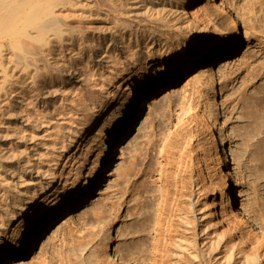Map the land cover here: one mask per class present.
Listing matches in <instances>:
<instances>
[{
    "label": "rangeland",
    "instance_id": "obj_1",
    "mask_svg": "<svg viewBox=\"0 0 264 264\" xmlns=\"http://www.w3.org/2000/svg\"><path fill=\"white\" fill-rule=\"evenodd\" d=\"M70 1L99 6L92 8V13L89 10L91 14L85 11L84 18L80 9L63 6L69 9L66 21L74 30L92 35L119 21L134 33L149 27L162 43L152 49L145 45L132 59L109 60L96 78L85 61L64 66L56 82L70 90L67 99L57 106L47 133H40L45 138L36 135L22 144L27 148L40 142L36 159L45 165L61 154L70 131L76 130L74 146L66 152L69 161L59 165L64 176L49 190L41 191L30 176L21 177L10 169V160L1 155L4 172L0 171V186L9 198L19 200L17 204H24L20 202L24 197L31 200L27 209L35 208L58 186L60 197L66 199L65 195L77 188L78 180V188H82L96 175L93 189L75 206L66 202L60 216L36 241L23 244L18 255L0 264H44L51 258L57 261L60 252L68 255L71 251L72 262L80 256L85 264H97L95 259L101 255L106 258L104 264H152V220L167 184V175L155 167L157 154L178 158L181 163L170 177L178 186L173 185L169 200L185 208L192 220L191 202L197 209L204 207L218 223L223 220L222 210L237 217L244 223L243 241L240 235L230 241L233 228L226 222L219 223V231L244 247L252 262L258 256L264 264V0H171L175 6L168 10H162L161 1H154L152 18L147 7L130 0V8L119 12L108 10L102 0ZM132 3L139 7H131ZM164 15L166 20L162 21L160 16ZM178 40L188 49L185 59L179 54ZM182 61L188 73L184 80L176 77ZM117 117L123 118L124 128L109 162L98 166L102 146ZM211 135L223 162L225 185L212 170ZM82 142L88 147L86 159L81 154ZM175 188L176 192L180 189L179 195ZM17 190L27 195L21 196ZM26 208L21 207L4 222L0 238L16 232L21 236ZM142 225L145 241L140 251L137 233ZM84 236L85 243L79 245L76 240ZM138 250L143 252L144 261H133Z\"/></svg>",
    "mask_w": 264,
    "mask_h": 264
},
{
    "label": "bare ground",
    "instance_id": "obj_2",
    "mask_svg": "<svg viewBox=\"0 0 264 264\" xmlns=\"http://www.w3.org/2000/svg\"><path fill=\"white\" fill-rule=\"evenodd\" d=\"M127 1L129 0H102V5L108 10L113 8L119 12L122 8H130L129 5L127 7ZM130 1L138 2L140 5L142 4V7H147L151 18L155 15L151 6L155 5L154 1H161L162 10H168L175 6L171 0ZM135 4L132 3L131 7L136 9L139 6ZM66 5L80 9L79 15L82 18H84L83 13L85 16L87 15L85 11L88 10L87 13H89L90 10L92 13L93 9L99 7L91 4L80 6L70 0L62 2L60 0H0V120L2 119L0 122V157L3 155L8 158L10 169L18 172L21 177L30 176L31 181L39 184L41 191H44L45 188L49 190L58 177L64 176L63 171H59V165L68 159L66 152L69 147L74 146L77 131H70L71 135L69 134L68 141L63 143L61 154H55L48 159V163L45 165L36 159L37 146L40 142L29 145L27 148L23 145H26L28 139L31 140L36 135L40 136L42 131L47 133L50 128L49 122L57 113V106L67 99L70 90L62 89L56 82L64 66L73 67V61H85L89 69L92 70V75L96 78L97 72L106 68V63H110L109 60L116 59L115 61L120 60L122 62V60L132 59L134 54L145 45H148V49H152L162 43L159 37L151 33L152 30L149 27H140L139 32L134 33V30L127 28L124 24H119V21L109 30L107 28L101 31L94 29L96 31L92 32V35L86 31L81 32L80 29L79 31L74 30L71 24L66 21L69 17L68 14H65L69 9L63 7ZM120 14L122 13L120 12ZM108 16L109 14H106L107 18ZM161 16V20L165 21V15ZM178 47L181 58L185 59L188 49L183 45L182 40H178ZM66 53H68L67 56ZM184 65L185 63L182 61L176 72V77L181 80L188 79L187 69ZM107 109L106 105L104 110ZM207 127L211 133L212 130L208 123ZM123 128V118H115L107 143L103 144L102 147L104 148L98 157V166L109 162ZM42 136L44 137L45 134L40 137ZM210 138L212 170L217 174L220 184L225 185L226 180L222 173L223 162L217 150L216 138L212 135ZM84 140L82 139L83 142ZM83 142L80 144L82 147L81 154H84L86 159L88 147H83ZM21 145L24 148L21 149ZM71 156L73 154L69 158ZM154 163L157 170L161 172L160 174L167 175V184L165 192H163L165 197L163 196L162 201L157 206L155 205V219L150 218L155 222L152 264H260L258 256L257 261L253 257L252 262L244 247L230 242L236 239V235H240L238 236L240 241L246 238L245 230H241L244 223L237 217L222 210L223 220H220L219 223L224 224L226 222L233 228L229 241L226 238V233L223 234L219 231L218 225L220 224L212 214L209 217L210 214H207L206 210L203 209L204 207L197 209L196 204L191 202V212L194 215L192 220L189 213L184 211L185 208H179L175 202L169 200L173 185L174 187L177 185L170 182V177L181 167L178 158H170L166 154H157ZM2 170L3 168H0V171L4 172ZM12 175L15 176V173ZM95 176L87 180L82 188H78V180L76 182L77 188L71 189L65 195L66 199L60 197L62 189L58 186L50 196L41 201L35 208L28 209L26 206L31 200L21 197L20 202L24 204L18 203V205L19 200L15 202L9 198L5 188L0 186V227L8 219L14 217L17 210H22L21 207L26 208L25 211L28 215L26 219H23L21 236L16 232L14 235L7 236L6 234L5 238H0V252L3 251L0 253V263L5 258L18 255L23 244L36 241L48 224L60 216L66 207V202L67 205L75 206L90 194ZM11 184L8 182L9 186ZM177 189L175 188V192ZM223 189L222 194L224 195ZM64 190L65 188H63ZM16 192L21 196L26 194L20 190ZM160 199L158 198V200ZM144 225L146 226V224ZM144 225L139 230L137 229L138 241H141V246L138 248L140 251L145 241L143 238ZM76 241L79 245H83L85 236L84 239H77ZM139 250L136 251L138 254L135 253L137 254L136 257L133 255V261H144L143 252L141 253ZM72 254V251L68 255L60 252L58 258L56 257L57 261L51 258L44 264L86 263L85 258L80 256L75 258V262H72ZM103 257L98 255L95 259L96 263L104 264Z\"/></svg>",
    "mask_w": 264,
    "mask_h": 264
}]
</instances>
